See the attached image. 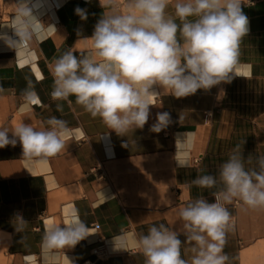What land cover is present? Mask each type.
<instances>
[{"label":"crops","instance_id":"obj_1","mask_svg":"<svg viewBox=\"0 0 264 264\" xmlns=\"http://www.w3.org/2000/svg\"><path fill=\"white\" fill-rule=\"evenodd\" d=\"M18 3L0 0V33L13 35ZM30 6L39 20L32 39L17 56L0 41V128L25 122L45 130L55 116L67 122L68 133L59 154L31 162L23 158L19 143L0 148V264H144L135 237L159 223L177 231L190 264L193 245L186 241L179 208L201 197L214 202L213 193L223 188L219 167L237 145L245 159L253 158L246 168L256 167L255 158L264 155V0L242 5L250 30L240 46L239 75L231 83L180 99L157 89L161 94L148 122L126 137L84 111L75 97L69 104L50 96L53 59L69 48L78 56L91 48L84 38L91 37L104 11L99 0H31ZM77 6L88 10L87 21L75 14ZM30 84L36 104L24 98ZM161 111H168L173 123L151 132ZM204 174L217 178L215 188L191 184ZM226 206L232 216L223 250L227 264H264V210L238 200ZM17 215L27 221L22 232L15 229ZM73 215L88 225L90 235L72 249H44L46 225H61ZM122 230L127 250H116L113 237ZM99 240L107 243L103 259L92 254Z\"/></svg>","mask_w":264,"mask_h":264},{"label":"clouds","instance_id":"obj_2","mask_svg":"<svg viewBox=\"0 0 264 264\" xmlns=\"http://www.w3.org/2000/svg\"><path fill=\"white\" fill-rule=\"evenodd\" d=\"M30 3L31 0L18 3L11 27L13 35L0 33V41L16 56L32 39L39 21ZM242 5L252 6V0H174V11L169 14L170 0H124L123 5L120 0H99L104 11L91 37L84 38L92 42L91 48L80 56L69 48L53 59L51 99L71 104L69 98L75 97L77 105L93 118L99 117L119 137L143 129L150 107L155 106L154 100L161 94L157 89L180 99L201 89L207 93L239 75L236 68L240 46L250 30ZM75 14L81 21L88 19L86 8L77 6ZM81 35L77 30V36ZM24 98L32 104L39 102L31 84ZM57 110H63L62 104H57ZM183 118L181 113L179 119ZM46 123L45 130L25 122L11 130L0 128V148L19 143L28 162L59 154L65 148L67 122L53 116ZM172 123L168 111L157 112L150 131L160 133ZM252 163V156L245 159L237 145L219 167L223 188L213 193L214 202L201 197L179 208L177 215L183 221L186 241L193 245L190 264L229 261L223 251L232 228L226 205L238 200L249 208L264 210V155L255 158L256 167L246 168ZM217 182L214 175L204 174L191 184L211 189ZM26 225L22 216H15L17 232ZM61 225H46L44 249H72L90 235L88 225L75 215ZM135 241L144 264H189L182 255L177 231L165 223L152 224ZM113 247L127 250L123 230L113 237Z\"/></svg>","mask_w":264,"mask_h":264},{"label":"built area","instance_id":"obj_3","mask_svg":"<svg viewBox=\"0 0 264 264\" xmlns=\"http://www.w3.org/2000/svg\"><path fill=\"white\" fill-rule=\"evenodd\" d=\"M207 118L212 116L211 112H207ZM215 199V198H214ZM237 203V201H235ZM92 254L97 259H103L108 255L107 243L103 240H99L96 245L92 248ZM84 264H89V261H86Z\"/></svg>","mask_w":264,"mask_h":264}]
</instances>
